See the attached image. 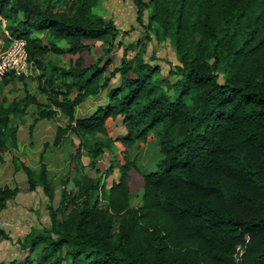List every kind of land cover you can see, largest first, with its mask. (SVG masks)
I'll list each match as a JSON object with an SVG mask.
<instances>
[{"label":"trees","instance_id":"1","mask_svg":"<svg viewBox=\"0 0 264 264\" xmlns=\"http://www.w3.org/2000/svg\"><path fill=\"white\" fill-rule=\"evenodd\" d=\"M133 1L138 21L146 16L147 27L155 23L173 42V80L146 57L143 41L124 44L129 30L93 13L96 0H72L68 11L50 0H0V36L23 38L40 67L48 51L69 58L67 68L42 66L38 86L48 107L27 99L39 117H51L53 105L70 120L53 140L58 147L77 137L70 170L84 150L97 157L122 146L105 171L117 180L79 179L77 194L64 186L50 226L30 229L16 264H264V0ZM8 77L15 76L2 80ZM109 87L103 106L76 116L77 105ZM12 113L15 102L0 103V148L8 139L17 144ZM119 117L125 133L112 138L107 122ZM151 140L160 157L156 169L143 171L130 149ZM39 164L38 172L21 168L31 189L41 186L53 198L43 152ZM138 190L141 204L132 206ZM16 193L0 185V211Z\"/></svg>","mask_w":264,"mask_h":264},{"label":"rangeland","instance_id":"2","mask_svg":"<svg viewBox=\"0 0 264 264\" xmlns=\"http://www.w3.org/2000/svg\"><path fill=\"white\" fill-rule=\"evenodd\" d=\"M38 1L44 4L47 0ZM71 1L50 0V3L55 10L68 11L72 9ZM92 11L103 18L113 19L121 29L129 30L123 37L124 44L137 40L143 41L146 44V57L161 65L162 76L174 79L175 76L169 73V68L178 62L173 42L161 34L155 23H152L150 28L147 27L146 16L142 22L138 21L137 7L133 0H96ZM34 35H39L43 40L47 38V35L41 33H34ZM56 43L63 49L67 46L64 40ZM122 52L123 46L118 47L117 54L121 55ZM129 53L133 54L134 50ZM42 59L41 67L33 62L30 75L0 80V103L8 106L15 102L17 105V113L10 114V124L17 128V144L14 146L8 139L6 145L0 148V185H7L17 190L15 197L9 200L6 207L0 211V227H3L9 235V238L0 240V264H16L22 261L27 251L21 248L20 241L24 240L31 228L42 229L50 226L51 211L58 206L64 186L70 192L77 194L79 179L92 178L99 180L100 184L108 185L118 178L117 172L106 176L105 171L109 163L121 155L120 143H113L112 150L104 148L97 157H92L84 150L82 163L77 170H70L72 141L77 142V137L70 134L62 145L57 147L53 144L57 128L66 127L70 120L53 105L51 108L54 109V114L51 117H39L37 105L28 102L27 96L36 97L45 107H48L46 94L38 86L42 66L47 68V71L52 66L67 68L69 58L65 53L48 51ZM119 80L120 76L117 74L112 78L110 87L118 84ZM110 87L99 96L87 97L77 105L76 116L91 115L99 106H103ZM107 129L108 135L112 138L121 137L125 133L120 117L109 119ZM158 147L157 140H151L130 149V155L135 158L140 170L148 171L157 168L156 162L160 157ZM41 152L44 154L48 176L54 185L53 198H49L41 186L31 189L21 168V164L25 163L38 172ZM141 195V190L133 193L132 206L141 204ZM59 217H63V214ZM242 253L238 254V258Z\"/></svg>","mask_w":264,"mask_h":264},{"label":"built area","instance_id":"3","mask_svg":"<svg viewBox=\"0 0 264 264\" xmlns=\"http://www.w3.org/2000/svg\"><path fill=\"white\" fill-rule=\"evenodd\" d=\"M5 37L9 38L7 43ZM5 37H0V80L5 76L26 77L31 74L33 62L29 60L26 41L19 37H10L5 31ZM238 254L243 247L237 246Z\"/></svg>","mask_w":264,"mask_h":264},{"label":"crops","instance_id":"4","mask_svg":"<svg viewBox=\"0 0 264 264\" xmlns=\"http://www.w3.org/2000/svg\"><path fill=\"white\" fill-rule=\"evenodd\" d=\"M159 148V147H158Z\"/></svg>","mask_w":264,"mask_h":264}]
</instances>
